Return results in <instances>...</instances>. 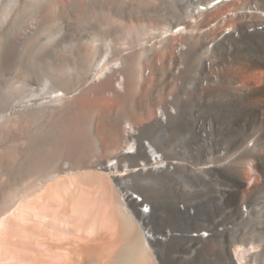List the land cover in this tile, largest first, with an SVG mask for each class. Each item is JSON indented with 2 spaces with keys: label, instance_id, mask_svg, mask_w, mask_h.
<instances>
[{
  "label": "bare ground",
  "instance_id": "bare-ground-1",
  "mask_svg": "<svg viewBox=\"0 0 264 264\" xmlns=\"http://www.w3.org/2000/svg\"><path fill=\"white\" fill-rule=\"evenodd\" d=\"M0 204L18 261L264 264V0H0Z\"/></svg>",
  "mask_w": 264,
  "mask_h": 264
},
{
  "label": "rangeland",
  "instance_id": "rangeland-1",
  "mask_svg": "<svg viewBox=\"0 0 264 264\" xmlns=\"http://www.w3.org/2000/svg\"><path fill=\"white\" fill-rule=\"evenodd\" d=\"M8 195H11V193L9 192L8 193ZM28 197V196H27ZM24 199H26V197L24 198ZM22 202H23V200H21ZM21 201H19L18 202V204L17 205H15V207H13L12 209H10V211L9 212H7L6 213V217H9L11 214H14V213H16L15 215H12L11 217H13L14 219H15V222H20V223H24V224H26V226H29V225H31L32 223H34V221L35 220H40V221H42V223H39V229H37V231H36V233L37 234H29V236L32 238V246H33V248L32 249H34L36 252H38L39 254L41 253L42 254V252L43 253H46L47 252V249H46V247H47V245L46 244H50V246L52 247V244H55L54 242H56L59 238H66V239H68L69 241L70 240H73V242L75 241H77L76 243H82V241L85 239V234H81V232H80V227H82L81 226V219H77V221H74V222H72L71 221V219L70 218H68L67 216H65V215H60V214H62V210L60 209V205L58 204H54L53 206H49V207H47V206H42V205H35V204H26V205H23L22 206V202ZM2 204V203H1ZM0 204V205H1ZM5 204V203H4ZM20 205H21V207H22V209H21V212H19V207H20ZM5 206H6V204H5ZM42 207V208H41ZM55 207V208H54ZM83 207H86V208H88V206L86 205V206H84L83 205ZM42 209V210H41ZM146 209V208H145ZM51 210V211H50ZM53 210V211H52ZM16 211V212H15ZM42 211V212H41ZM84 212L83 213H86V210L84 209L83 210ZM146 211H147V209H146ZM14 212V213H13ZM27 212H30L31 214H37V216H39V217H37V216H35L34 218H33V220H32V222L31 221H29V220H27V219H25V218H23V217H25V214L27 213ZM9 214V215H8ZM47 216V217H46ZM5 217V218H6ZM18 217V218H17ZM53 217L55 218V219H53ZM57 217H59V219H60V222H62V224H65L66 225V227H67V225H70L71 227H73L74 229V233L73 234H67V233H65L64 231L66 230V228H64V230L62 229V230H60V231H55V229H54V227H53V223H58L59 222V220H57ZM67 217V218H66ZM4 218V219H5ZM4 219H2L1 220V223H2V221L4 220ZM51 219H53V220H51ZM30 222V223H29ZM43 222H45V223H43ZM0 223V225H2ZM48 223V224H47ZM52 223V224H51ZM71 223H73V224H71ZM43 226H42V225ZM50 225V226H49ZM78 231V232H77ZM64 237H63V236ZM14 236V237H13ZM12 237L14 238V239H18V240H15V241H20L21 243H24L25 241H26V236H25V234H17V235H13ZM16 237V238H15ZM72 239H71V238ZM78 237V238H77ZM42 238V239H41ZM70 238V239H69ZM20 239V240H19ZM79 239H81V241L79 240ZM22 240V241H21ZM25 240V241H24ZM36 241V242H35ZM48 241V242H47ZM38 242V243H37ZM46 243V244H44V243ZM74 242V243H75ZM25 243H27V242H25ZM43 243V244H42ZM75 243V244H76ZM45 247H44V246ZM44 249V250H43ZM41 250V251H40ZM43 250V251H42ZM10 253H8V252H6L5 250H3V249H1L0 250V264H48V262H44V261H39V262H30L29 260H25V262L24 261H18L17 260V256H16V254H10ZM54 256H55V253H54ZM29 261V262H28ZM49 264H51V263H49Z\"/></svg>",
  "mask_w": 264,
  "mask_h": 264
}]
</instances>
